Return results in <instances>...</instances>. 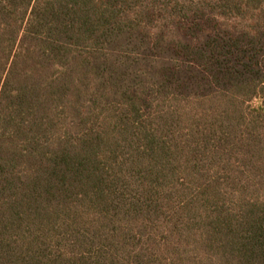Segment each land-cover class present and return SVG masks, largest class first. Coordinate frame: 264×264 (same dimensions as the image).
Wrapping results in <instances>:
<instances>
[{"label":"trees","instance_id":"1","mask_svg":"<svg viewBox=\"0 0 264 264\" xmlns=\"http://www.w3.org/2000/svg\"><path fill=\"white\" fill-rule=\"evenodd\" d=\"M0 264H264V0H0Z\"/></svg>","mask_w":264,"mask_h":264},{"label":"rangeland","instance_id":"2","mask_svg":"<svg viewBox=\"0 0 264 264\" xmlns=\"http://www.w3.org/2000/svg\"><path fill=\"white\" fill-rule=\"evenodd\" d=\"M257 104H258V102L257 101H255V102H253V106H257Z\"/></svg>","mask_w":264,"mask_h":264}]
</instances>
